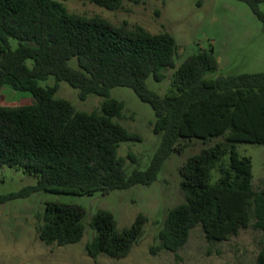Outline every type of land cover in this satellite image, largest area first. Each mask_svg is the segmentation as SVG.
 Here are the masks:
<instances>
[{"label":"trees","instance_id":"trees-1","mask_svg":"<svg viewBox=\"0 0 264 264\" xmlns=\"http://www.w3.org/2000/svg\"><path fill=\"white\" fill-rule=\"evenodd\" d=\"M89 1L108 10L122 4ZM245 1L264 21L260 0ZM177 49L167 31L152 33L139 25H113L99 16L68 12L61 0H0V91L8 85L34 99L0 106V165L38 176L35 186L17 195L38 189L90 195L150 184L162 162L185 149L189 140L216 139L179 166L186 200L167 212L159 243L151 250L176 253L196 225L211 242L227 240L250 224L264 232V186L254 190L251 158L237 150L238 143H264V72L206 77L218 68L211 46L175 67ZM165 68L175 69L170 88L159 95L146 87L145 79L152 75L162 80ZM49 75L54 83L40 86L39 80ZM60 81L76 88L82 100L90 94L104 97L99 110H77L56 97ZM116 86L132 88L154 111L152 129L161 134V142L143 170L127 172L125 159L117 155L120 142L140 136L114 120L124 106L109 97ZM12 196H1L0 202ZM84 215L78 205L47 202L38 238L46 244L75 243L83 235ZM146 220L138 213L130 226L118 230L110 211L97 210L90 221L94 236L85 244L87 255L125 256ZM254 264H264V242Z\"/></svg>","mask_w":264,"mask_h":264},{"label":"rangeland","instance_id":"rangeland-1","mask_svg":"<svg viewBox=\"0 0 264 264\" xmlns=\"http://www.w3.org/2000/svg\"><path fill=\"white\" fill-rule=\"evenodd\" d=\"M68 12L83 16H99L113 25L132 27L139 25L149 32L171 33L178 49L175 67L199 48H213L218 68L206 77L264 72V21L245 0H122L121 7L108 10L89 0H61ZM264 14V0L258 2ZM15 44V41H12ZM74 64V60L71 61ZM175 68H165V77L156 81L152 75L145 79L146 87L163 95L171 86ZM54 83L49 75L39 80L40 86ZM56 97L69 100L77 110H99L104 97L90 94L78 97V90L66 81H60ZM109 97L124 104L121 117L114 118L140 140L119 143L117 155L125 159V169H145L160 146L161 134L153 132L154 111L142 101L134 90L126 86L110 89ZM34 101L28 92L4 85L0 91V106H18ZM216 139H192L180 153L172 152L150 184H135L128 188L90 195H74L38 189L27 192L37 184L38 176L28 174L16 166L0 165V197L13 194L0 202V264H254L264 242V232L252 224L239 230L227 240L208 241L200 225L193 227L185 244L176 253L166 249L151 250L159 243L157 235L163 227L167 212L186 200L180 186L179 166L201 148ZM240 155L252 162V186H264V143H238ZM128 155L135 157L130 160ZM212 182L216 180V172ZM47 202H64L78 205L84 210L83 235L75 243L46 244L38 238L37 225ZM100 209L110 211L121 230L133 222L138 213L147 217L142 233L125 256L115 258L105 254L90 257L85 244L94 236L90 226L92 215Z\"/></svg>","mask_w":264,"mask_h":264}]
</instances>
